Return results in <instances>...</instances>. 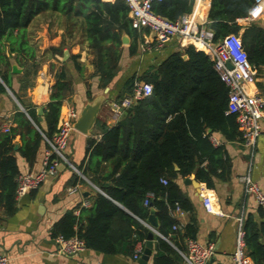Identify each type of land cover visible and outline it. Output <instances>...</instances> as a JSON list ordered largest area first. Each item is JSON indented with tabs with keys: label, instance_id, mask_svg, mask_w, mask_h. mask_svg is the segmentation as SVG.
<instances>
[{
	"label": "trees",
	"instance_id": "obj_1",
	"mask_svg": "<svg viewBox=\"0 0 264 264\" xmlns=\"http://www.w3.org/2000/svg\"><path fill=\"white\" fill-rule=\"evenodd\" d=\"M195 2L163 0L155 3L154 10L177 20L192 12ZM254 4L255 0H212L208 27L215 32L216 39L244 29L242 38L249 60L259 74H264V25L260 20L247 26L238 22L249 16ZM45 11L60 12L69 20L75 19L76 25L80 21L95 52V75L103 89L113 83L121 70L124 35L131 39L130 54L136 56L140 52L142 33L132 27L124 0H0V45L6 33L14 30L20 31L19 38L24 39V32L35 15ZM17 53L21 56V51ZM12 58H5L0 49V60L7 65L6 71L0 68V77L25 109L17 108L13 120L16 127L0 136V200L9 214L16 209L20 175L15 152H20L31 165L35 162L45 142L44 135L52 138L55 134L63 102L73 92L66 71L58 73L51 89V101L44 107V120H40L39 107L29 105L21 94L26 86L22 76L28 77L29 73H12ZM12 76L21 77L19 90L14 89ZM138 80L152 83V94L123 110V118L113 127L104 126L100 140L90 138L89 157L78 167L105 195L98 193L93 207L83 209L79 217L74 210L68 212L55 224L53 236H77L89 250L130 255L137 243L147 240L151 229L144 222L155 208L159 232L170 242L155 234L154 264H184L177 248L183 250L181 242L185 237L196 238L197 228L194 224L183 232L170 233V228L178 223L169 211L177 205L182 209L192 208L176 179L195 174L198 181L215 189V179L224 181L231 173L227 152L216 147L210 136L221 132L229 140H235L241 139L242 134L236 117L227 113L229 88L204 51L189 46L185 52L173 53L145 75H132L114 97L109 93L108 100L113 102L132 94ZM0 92L7 93L1 81ZM89 96L91 99V92ZM18 135L23 144L16 150ZM165 178L167 184L162 182ZM150 192L156 197L146 205ZM244 227L248 254L255 264H264V223L250 215L244 219Z\"/></svg>",
	"mask_w": 264,
	"mask_h": 264
},
{
	"label": "crops",
	"instance_id": "obj_2",
	"mask_svg": "<svg viewBox=\"0 0 264 264\" xmlns=\"http://www.w3.org/2000/svg\"><path fill=\"white\" fill-rule=\"evenodd\" d=\"M103 1L113 2L115 0ZM211 1L196 0L195 2V7L199 4L198 20L201 24L207 26L210 23ZM238 22L243 26L250 24L246 18L239 19ZM74 24L75 19L69 20L60 12H40L35 15L26 28L24 39L19 38L21 33L18 30L11 31V33L7 32L2 39L0 45L2 54L5 58L13 57L11 72L13 73L12 64H16L23 70L22 73L16 75L29 73L28 77L22 76L26 86L21 91L29 105L34 104L38 107H45L51 101L52 86L58 80V73L63 70L72 80L73 92L64 100L62 112L69 106H76L81 110L93 98L103 94L107 88L103 89L101 87L100 78L95 75V52L81 29L80 21L77 22V25ZM262 24L264 25V23ZM243 32L244 29L238 34L243 36ZM128 38L129 42H123L122 44L121 70L113 83L108 86L112 97L132 75L143 76L151 68L158 67L173 53L185 52L187 47L193 46H183L178 38H170L165 44L158 46L153 41V35L146 36V39L144 33H142L140 52L136 56H132L129 51L131 39L129 36ZM146 40H151V43L148 44L151 48L143 51L141 45ZM18 51H21V56L17 53ZM60 51L63 53L61 54ZM66 51L69 52L67 57L65 55ZM186 57L188 58L187 55H184L185 59H187ZM22 64L25 65L22 66ZM0 68L3 71L7 69V65L1 60ZM19 78L21 77L12 76L15 90H19L21 87ZM0 81L7 90V93L0 92L1 136L6 133L4 130L6 126L16 127L17 124L13 120L20 105L14 92L1 77ZM250 90L252 92L264 91V74L262 72ZM123 116L124 111L117 114L112 108V101L107 100L98 115L97 123L91 135L87 136L77 130L71 134L66 154L70 162L79 171L75 170L70 164L61 162L56 176H48L38 189L21 198H16V209L11 214L1 205L0 200V252L10 257V264H141L140 258L143 253L138 259L134 257L138 243L134 252L130 255L103 254L86 249L81 253L69 256L58 251L57 238L53 236L55 224L68 212L74 210L79 217L83 209L93 207L98 193L105 195L104 191L98 190L97 186L88 177L81 174L82 171L78 167L89 157L87 151L88 140L90 138L100 140L103 129L113 127ZM40 120H44L42 115H40ZM32 122L35 123L33 120ZM262 129L263 133L258 140L253 157L243 144L242 137L241 139L229 140L221 132H214L210 136L211 142L216 147H223L227 152L231 173L227 177L228 179L224 181L215 179V189H210L206 183L198 181L195 174L187 177L193 179L191 184L186 183L184 177L180 176L176 179V183L190 200L192 208L182 209L179 206V209L177 205L175 209L169 211L170 216L177 220L178 224L176 225L179 226L177 229L171 227L170 233L174 230L183 232L187 226L195 224L197 228L196 239L203 243L214 242L217 246L214 259L207 264H234L232 255L236 247L239 217L243 216L246 219L251 215L259 223H264V209L258 205L253 196L245 195L244 184L241 182V177L250 171L253 179L264 187V121L262 122ZM212 137L217 138L220 143L216 145ZM17 144L18 147H16ZM22 144L21 136L18 135L15 139V149H19ZM46 149L47 143L42 142L36 160L32 165L20 152L16 151L15 157L18 161L20 174L42 170ZM204 186L211 193H215L214 204L224 215L207 211L202 195L206 191L203 190ZM117 204L127 210L121 204ZM83 222L86 223L87 220L84 218ZM80 224L79 222L78 226ZM187 238L185 237L181 242L183 245L181 251L183 252L189 250L186 242ZM177 250L179 251L178 248ZM147 264H154V252Z\"/></svg>",
	"mask_w": 264,
	"mask_h": 264
},
{
	"label": "built area",
	"instance_id": "obj_3",
	"mask_svg": "<svg viewBox=\"0 0 264 264\" xmlns=\"http://www.w3.org/2000/svg\"><path fill=\"white\" fill-rule=\"evenodd\" d=\"M124 1L129 7L132 27L144 33L145 38L146 36L153 35V41L158 46H162L170 38H178L183 46L193 45L196 49L208 54L213 62L214 69L229 88L227 113L236 117L239 130L242 134L243 144L248 148L253 157L258 140L263 133L264 91L252 92L250 90L251 86L256 83L259 73L249 60L242 36L238 33H229L221 39H216L215 32L207 25L201 24L198 20L197 12L199 4L196 7L194 6L192 12L185 13L177 20H170L154 10L155 3L163 0ZM263 14L264 0H255V4L246 20L251 23L260 19ZM149 43H151V40H146L141 45L143 51L151 48L148 45ZM153 88L152 83L138 80L132 94L124 96L121 100H114L112 102L113 110L119 114L123 110L131 108L142 98L151 95ZM79 113L80 110L76 106H69L63 112L61 110L58 129L55 134L52 138L44 135L47 149L45 151L43 169L37 172L22 173L18 176L16 198H21L29 192L38 189L48 176H56L61 162H66L79 171L70 162L66 154V148L71 134L75 131L74 123L78 119ZM10 127L6 126L4 130L9 132ZM212 140L216 145L220 143L215 137H212ZM162 182L167 184L168 180L165 178ZM241 182L244 184L245 195L253 196L258 205L264 209V188L253 179L250 171L241 177ZM96 188L100 190L98 187ZM203 190H206L202 195L207 211L213 214L224 215L214 204L215 193H211L205 186ZM155 197V194L150 192L147 195L145 204L148 205L150 200ZM177 208L180 209L179 205ZM238 219L236 247L232 255L234 264H255L248 254L244 218L241 216ZM147 226L149 227V225ZM174 228L177 229L179 226L176 225ZM158 235L168 240L159 231ZM146 241L137 244L134 255L135 259H138L143 253ZM186 242L189 249L188 252L179 250L184 258V264H207L217 253V246L214 242L203 243L192 237H188ZM56 243L58 251L69 256L76 255L87 249L84 240L77 236L67 238L60 235L57 237ZM10 261L11 259L7 254L0 252V264H10Z\"/></svg>",
	"mask_w": 264,
	"mask_h": 264
},
{
	"label": "water",
	"instance_id": "obj_4",
	"mask_svg": "<svg viewBox=\"0 0 264 264\" xmlns=\"http://www.w3.org/2000/svg\"><path fill=\"white\" fill-rule=\"evenodd\" d=\"M260 21L262 23H264V14L260 17ZM123 42L124 43L129 42L128 36L123 37ZM68 54H69V52L66 51L65 52L66 57L68 56ZM12 71L14 74H20V73H22L23 70H22V68H19L18 65L12 64ZM109 91H110V87H107L104 90L103 94L93 98V100L88 102L80 110L79 117L76 120V122L74 123L75 130H77V131H79V132H81L87 136L91 135V132H92L95 124L97 123L98 115H99L103 105L109 99V95H108ZM16 100H17V98H16ZM18 103H19V101H18ZM19 105H20L21 109L23 111H25V109L23 108V106L20 103H19ZM43 113H44V107H39L38 108V114L43 115ZM16 147H18V144L16 145ZM186 183H188V184L193 183V179L186 178ZM145 224L149 225L151 232L148 235L146 245H145V250H144V252L140 258L141 264H147L148 261L150 260V257L153 254L154 237H155V234H158V230H159V220L156 216L155 208L151 209L150 216H149L148 220L145 222ZM213 259L214 258H212L210 261H212Z\"/></svg>",
	"mask_w": 264,
	"mask_h": 264
},
{
	"label": "rangeland",
	"instance_id": "obj_5",
	"mask_svg": "<svg viewBox=\"0 0 264 264\" xmlns=\"http://www.w3.org/2000/svg\"><path fill=\"white\" fill-rule=\"evenodd\" d=\"M121 84V83H120ZM103 92V91H102ZM83 174V173H82ZM84 175V174H83ZM85 176V175H84ZM144 224H145V222H144ZM159 231V230H158ZM158 235V234H157ZM163 238V237H162Z\"/></svg>",
	"mask_w": 264,
	"mask_h": 264
}]
</instances>
